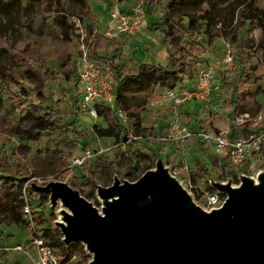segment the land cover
<instances>
[{
	"label": "rangeland",
	"instance_id": "rangeland-1",
	"mask_svg": "<svg viewBox=\"0 0 264 264\" xmlns=\"http://www.w3.org/2000/svg\"><path fill=\"white\" fill-rule=\"evenodd\" d=\"M83 1L101 32L109 18L106 19L110 5L115 1L121 9L141 6L146 10V0ZM236 1L200 0L195 6L176 9L166 0H154L150 10L155 20H161L167 29L169 49L180 59L175 64L181 82L178 78L157 79L146 74L128 81L124 94L129 98L127 105L135 109H125L131 113L125 128L128 137L139 138L119 145L116 137L98 133L107 128L103 118H93L78 101H73L78 96L74 59L79 38L74 19L80 18L83 28L91 22L81 12L80 4L76 0H0V264H34V252L27 250L32 239L28 220L23 219L21 205L20 213H15L17 202L11 196L18 192L16 181L5 175L25 176L23 186L33 177L65 181L97 206L94 184L109 185L114 175L133 181L144 172L145 166L153 167L158 156L199 204L215 191L207 176L239 182L238 172L221 164L211 147L202 150L195 141L165 144L154 136L163 131L162 118L174 117L176 112L174 105L164 99L165 93L184 89L198 68L205 65H215V81L220 90L209 95L210 101L198 99L188 103L190 108L197 107L192 124L206 120L204 129L214 130L213 125L222 127L234 115L227 106L228 86L236 87L237 93L244 92L242 105L246 111H261L264 115V0H239L241 6L233 9ZM205 11L212 16L210 20L204 17ZM62 17L68 25H73L72 34L64 35L67 29L60 25ZM160 29L148 30L144 40H134L135 36L122 38L106 55L108 58L115 55L124 63L127 74H138L141 62L166 65L167 55L159 41ZM209 35L212 38L208 41ZM186 51L196 52L198 56H188ZM228 53L229 66L224 62ZM223 72H227L228 84ZM257 91L259 95L254 100L251 96ZM182 119L186 121L187 117ZM100 146L105 149L103 153L68 169L72 158L88 149L94 152ZM197 163L204 166L206 173ZM263 167L264 159L256 168ZM28 195L37 211L36 230L44 235L58 259L88 264L90 255L82 244L62 243L61 233L54 225L57 215L45 208L48 197H41L42 194L32 189ZM17 196L22 199L21 189ZM12 212L24 222L10 221ZM17 245L23 250H15Z\"/></svg>",
	"mask_w": 264,
	"mask_h": 264
},
{
	"label": "water",
	"instance_id": "water-1",
	"mask_svg": "<svg viewBox=\"0 0 264 264\" xmlns=\"http://www.w3.org/2000/svg\"><path fill=\"white\" fill-rule=\"evenodd\" d=\"M237 176L236 184L207 176L225 195L209 210L159 156L133 181L114 175L111 184H97L99 206L65 181L30 188L48 197L62 243L82 244L88 264H264V167Z\"/></svg>",
	"mask_w": 264,
	"mask_h": 264
},
{
	"label": "built area",
	"instance_id": "built-area-1",
	"mask_svg": "<svg viewBox=\"0 0 264 264\" xmlns=\"http://www.w3.org/2000/svg\"><path fill=\"white\" fill-rule=\"evenodd\" d=\"M108 15L109 18L102 35L109 42L115 41L120 36H134L144 28L145 11L141 6L125 12L120 9L118 1H115L110 6ZM74 20L79 31V38L76 44L77 54L74 60L79 106L86 109L93 118H96V106L104 104L111 108L119 121L125 125L129 116L125 110L115 104L113 70L106 61L90 54L86 40V29L80 24V18ZM230 61L231 56L228 53L224 62L229 66L231 64ZM215 74V65L199 67L197 73H195L194 88H184L176 93H165L164 99L174 105L176 112L171 122L163 127V131L154 136L158 141L165 144L192 142L195 139H199L208 148H212L214 155L221 164L227 163V167L236 170L238 173L243 172L247 175H252L258 170L256 168L258 162L264 159V115L261 111L256 113L246 111L234 114L226 119L222 128L215 130H192L178 113V108L189 101L198 99L210 101L209 95L214 91L218 92L220 90V86L215 81ZM154 136L149 135L148 138L153 139ZM137 138H139L137 135H129L128 137L127 132L126 141L120 140L119 145H124ZM104 150L101 146L94 152H90L89 149L85 150L83 155L71 159L68 169L72 170L75 166H81L85 159L103 153ZM51 180L50 177H33L29 178L24 186L22 185V216L24 220H28V227L32 235L27 250L28 252H34V264H71L69 259L66 261L59 260L54 249L45 241L44 235L36 230L37 223L34 213L37 211L28 195L31 189L30 184L37 181V184L44 185ZM224 199L225 195L213 191L206 195L205 201L201 205L206 210H209L220 207ZM14 249L23 250L20 245L15 246Z\"/></svg>",
	"mask_w": 264,
	"mask_h": 264
},
{
	"label": "trees",
	"instance_id": "trees-1",
	"mask_svg": "<svg viewBox=\"0 0 264 264\" xmlns=\"http://www.w3.org/2000/svg\"><path fill=\"white\" fill-rule=\"evenodd\" d=\"M79 4H80V10L81 12L85 15V16H89L91 22L88 25H85V29H86V40L88 42V48H89V52L92 55L98 54V56L103 59L104 61H106L109 66L112 68L113 70V74H114V83H113V92H114V100H115V104L120 107L121 109L125 110H132L135 109L132 105H127L128 104V97L124 94V87L126 86V84L128 83L129 80H135V79H139L142 77V74H146V75H154L157 79L160 78L161 76H163L164 78H169V79H177L178 81L181 82L180 75H178L180 73V71H178L176 69V61H179V57L175 56V52L172 51L171 49H169L168 43H167V29L165 30V28H163V23L161 20H153L152 22V26L153 29L152 30H158L160 29V40H161V44H162V50L166 53L167 57V63L166 65H162V64H151L149 65L148 63H141L140 64V70L138 72V74L133 75V74H127L128 70L127 67L124 63H122L118 58L115 57V55H112L111 57L108 58V56L106 55V52L113 47L116 42L118 41V39H116L113 42H109L105 37H103V35H101L99 33V30L97 28V26L95 25L94 22V17L92 15H90V11L87 8L86 4L84 3L83 0H76ZM169 4V6L176 8V9H181L182 7H186V6H195L197 4L200 3V0H166ZM114 3V2H113ZM112 3V4H113ZM111 4V5H112ZM154 4V0H146V5H148V8H151ZM242 3H239V0H237L232 8L233 9H237L239 6H241ZM110 5V6H111ZM121 9V8H120ZM122 11H131V10H127V9H121ZM148 11H151L150 9H147ZM208 15V16H207ZM248 16V15H247ZM206 18H208V20H210L212 18V16H209L208 11H205V16ZM63 20L62 22H60L61 27H63V29H67L64 31V35H70L72 34V30H73V25L67 23L66 18L62 17ZM212 35L208 36V41L211 40ZM188 54V56H191L193 58H195L197 55V53L193 52L190 53L189 51H186ZM108 59V60H107ZM75 60V59H74ZM184 62V61H183ZM224 74L226 73V79L225 76L223 77V80L225 79L226 84L227 83V72H223ZM76 77V75H75ZM77 80V77H76ZM230 85V84H229ZM235 88V89H234ZM258 89V88H257ZM257 92H254V94L251 96L252 99L255 100L256 96L259 95ZM228 93H229V101H228V107L231 108L232 113L233 114H239L242 112H246L245 108L242 105V102L244 101L245 97H242L243 93H237V89L236 87H232V86H228ZM73 101L75 103H77L78 101V97H74ZM193 101V100H192ZM190 102V101H189ZM188 102V103H189ZM186 103L184 104L182 107L185 108V110L183 111V113L180 115L181 118L183 117H187L186 121H184L192 130H196L193 126L197 127L199 129H204V123H206L207 121H199L197 125L192 124L191 120L193 118V112L195 110H197V107L194 108H190L189 104ZM96 111H97V116L103 118L104 122L107 125V128L105 129H101L98 130V133L100 135L103 136H114L119 140L122 141H126L127 139V130L125 128V125H123L119 119L117 118L115 112L109 108L108 106H105L104 104L101 105H97L96 106ZM128 116H131V113L129 112ZM173 119V117L171 118H162V122L163 123H170L171 120ZM215 130V129H214ZM195 143H198L199 146H201L202 150H206L208 147L205 143H203L201 140L199 139H195L194 140ZM87 141L84 143L86 144ZM200 149V150H201ZM100 162V161H99ZM104 163V162H103ZM225 163V161H224ZM225 165H228L227 163ZM198 168L206 173V170L204 169V166L201 163H197ZM151 165H147L144 168V171L151 168ZM2 179L4 177H1ZM81 178H84V176H81ZM137 179V177L133 178L132 180ZM94 184V183H92ZM15 187H17L18 192H20V189L22 188V184H15ZM96 186V184H94ZM17 192V193H18ZM17 193H13L11 194L12 196V200L17 202V204L15 205L16 214H19V206L23 205V200L21 198H18ZM41 197H43V195H41ZM10 221H16V222H24V220L20 219V215L16 217V215L13 214L9 217Z\"/></svg>",
	"mask_w": 264,
	"mask_h": 264
},
{
	"label": "crops",
	"instance_id": "crops-1",
	"mask_svg": "<svg viewBox=\"0 0 264 264\" xmlns=\"http://www.w3.org/2000/svg\"><path fill=\"white\" fill-rule=\"evenodd\" d=\"M126 9V8H125ZM147 9H150V8H148V5H146V10H144L145 11V17H146V20L144 21L145 22V27L144 28H142L137 34H135L134 36V40H138V39H146L147 38V33L149 34V31L148 30H152L153 29V26H152V22H153V20H155V17L153 16V14H152V12L151 11H148ZM108 14H107V17H106V19L108 18ZM105 24H106V20H105V22H104V27H105ZM104 27H103V30H102V32L104 31ZM102 32L99 30V33L102 35ZM127 36H120L119 38H118V41L119 40H121L122 38H126ZM131 37H133V36H131ZM131 37H129V38H131ZM117 41V43H119ZM159 41H161L160 40V36H159ZM116 43V44H117ZM115 44V45H116ZM114 45V46H115ZM161 48H162V44H161ZM142 63V62H141ZM191 83L190 84H188V86H185V87H183V88H188V89H191V88H194V86H195V77H194V79L192 80V81H190ZM194 82V83H193ZM185 110V108L184 107H179L178 108V113H179V115H181L182 113H183V111ZM162 122V121H161ZM167 123H164L163 124V126L162 127H164L165 125H166ZM214 126V128L215 129H219V128H222L223 126H224V124H223V126L222 127H220V126H218V125H213ZM196 130L198 129L197 127H195V126H193Z\"/></svg>",
	"mask_w": 264,
	"mask_h": 264
}]
</instances>
